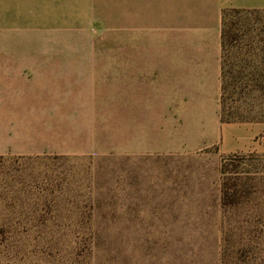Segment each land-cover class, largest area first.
Instances as JSON below:
<instances>
[{
  "label": "rangeland",
  "instance_id": "1",
  "mask_svg": "<svg viewBox=\"0 0 264 264\" xmlns=\"http://www.w3.org/2000/svg\"><path fill=\"white\" fill-rule=\"evenodd\" d=\"M226 9L0 0V54L24 59L0 264H264V151L230 148L264 123V9ZM221 69L239 81L222 101Z\"/></svg>",
  "mask_w": 264,
  "mask_h": 264
},
{
  "label": "crops",
  "instance_id": "2",
  "mask_svg": "<svg viewBox=\"0 0 264 264\" xmlns=\"http://www.w3.org/2000/svg\"><path fill=\"white\" fill-rule=\"evenodd\" d=\"M3 1V0H1ZM199 6L208 7L213 11V14L219 12L223 8H236V9H264V0H197ZM221 24V22H220ZM219 36V35H218ZM217 45L221 50V41L218 39ZM220 54V52H219ZM220 59V56H219ZM23 57L19 59H12L9 54H0V141L3 143L1 147H5L6 143L12 142L16 139L14 136L9 137V133L6 131V126L10 120L14 118L24 117V113H9V110L16 108L22 110V106L14 104L10 94L13 92H22V85H14V78H18L23 72ZM28 60H26L27 62ZM16 62V63H15ZM220 74V69H219ZM220 85V83H219ZM26 108L29 110L28 105ZM25 118H29V113L25 112ZM231 137H235L236 141L230 142L231 149L238 148H252L255 150L264 151V123L252 122V123H241L235 127H232ZM261 134L260 141L253 143L250 141L251 137L257 134ZM19 138V137H17ZM27 138V137H26ZM23 139V137H21ZM24 140V139H23Z\"/></svg>",
  "mask_w": 264,
  "mask_h": 264
},
{
  "label": "trees",
  "instance_id": "3",
  "mask_svg": "<svg viewBox=\"0 0 264 264\" xmlns=\"http://www.w3.org/2000/svg\"><path fill=\"white\" fill-rule=\"evenodd\" d=\"M230 11L239 12L241 10L236 9V8H230V9L224 10L222 13V18H221V20L223 21V24H224V20H223L224 14L226 12H230ZM235 40L236 39L232 38V37L229 40H226L225 34H224V28H223L221 31V36H220L221 51H224V49L228 46V42L232 45ZM227 73L230 74V71L227 70V72H225L224 69H223V71L221 69V95H220L221 101H222L221 96H223L225 90H231L230 88H234V86H236V84L239 82V81L235 80L233 75H227ZM244 84H245L244 85L245 89H247L248 87H249V89H251V87L253 86V82L252 83L251 82H245ZM255 85H257V83H255ZM237 116L234 115V113L230 110V108H229V110L227 108H225L221 102V108L219 111V121L220 122L244 121L245 119H248V118H244L241 116H239V117H237Z\"/></svg>",
  "mask_w": 264,
  "mask_h": 264
}]
</instances>
